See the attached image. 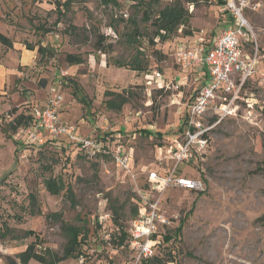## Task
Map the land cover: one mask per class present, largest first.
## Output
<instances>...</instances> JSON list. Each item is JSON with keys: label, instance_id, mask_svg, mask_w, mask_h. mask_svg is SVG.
I'll return each instance as SVG.
<instances>
[{"label": "rangeland", "instance_id": "rangeland-1", "mask_svg": "<svg viewBox=\"0 0 264 264\" xmlns=\"http://www.w3.org/2000/svg\"><path fill=\"white\" fill-rule=\"evenodd\" d=\"M60 1L0 0V31L12 43L47 49L45 54L36 50L30 65L16 64V74L0 86L5 91L0 94V264H22L18 253L34 242L29 230L41 239L34 243L37 254L60 255L67 242L64 222L85 227L88 237L79 257L54 264H130L129 248L107 236L116 226L114 209L126 229L133 208L154 198L172 218L167 232L173 234L182 223L179 239L159 248L158 259L165 264H264V0H248L244 9L252 30L244 49H258L255 75L235 112L207 131V146L179 165L178 174L202 181L204 189L198 191L175 186L157 191L147 173L162 175L174 166L170 149L183 136L173 132L205 81L203 67L184 66L177 49L209 43L224 23L234 22L231 13L216 0H178L189 18L161 40L156 32L166 29H157V13L175 0L149 2L148 17L140 0H117V6L74 0L58 13ZM132 31L139 33L136 42H129ZM99 35L110 44L104 53L95 48ZM8 49L0 44V64H7ZM68 53L83 62L68 64ZM11 56L18 61V54ZM135 58L143 70L132 68ZM53 88L63 96L59 118L66 122L61 123L74 124L81 136L106 130L123 135L132 149L134 179L108 158L79 154L65 137L40 142L26 132L30 123L10 126L16 115L42 106ZM127 89L129 101L119 110L107 106L110 93ZM211 119L206 114L201 122ZM81 126L88 131L79 132ZM49 177L63 182L60 193L46 190ZM66 187L74 202L66 197ZM106 213L110 218L101 222ZM26 264L45 263L30 259Z\"/></svg>", "mask_w": 264, "mask_h": 264}, {"label": "built area", "instance_id": "built-area-1", "mask_svg": "<svg viewBox=\"0 0 264 264\" xmlns=\"http://www.w3.org/2000/svg\"><path fill=\"white\" fill-rule=\"evenodd\" d=\"M224 1L223 7L231 13L234 22L224 23L221 30L205 45L177 49V59L184 66L187 64L205 66L207 74L203 86L188 105L187 128L181 134L183 139L170 149L174 166L162 175L157 170H150L147 173V180L157 191H162L168 186L195 191L204 189L200 179L178 174V167L187 163L194 152H200L207 146V131L223 117L235 112L243 89L256 73L258 49L253 47V52L250 53L243 45V41L250 40L252 34L250 24L244 16V9L249 7V2ZM62 106L63 96L53 88L42 106L32 107L33 119L26 130L32 140L42 142L43 137L53 140L65 137L75 151L86 158H108L117 169L126 175L131 174L132 149L122 141L123 135L117 133L115 138H110L96 131L92 135L81 136L74 124L61 123L59 112ZM206 114H211L212 119L210 122L202 123L201 118ZM131 176L135 178L134 174ZM142 197L144 199L145 195L142 194ZM109 218V214L106 213L101 217V222ZM171 224L172 218L161 209L159 199H144L137 214L132 217L125 229L127 233L125 243L132 254L130 264H142L158 258L159 248L166 244L162 242L161 237L167 233ZM110 235L107 234L108 237Z\"/></svg>", "mask_w": 264, "mask_h": 264}, {"label": "trees", "instance_id": "trees-1", "mask_svg": "<svg viewBox=\"0 0 264 264\" xmlns=\"http://www.w3.org/2000/svg\"><path fill=\"white\" fill-rule=\"evenodd\" d=\"M74 0H63L60 1L58 5H56V10H58V13H63L65 12V9L68 8V5L71 4ZM102 2L106 3V4H112L113 6H117L118 2L117 0H101ZM153 0H140V4H145V8H143L142 10V14L143 17H148L151 14V8H150V4L149 2H151ZM155 1V0H154ZM158 1V0H156ZM192 2H195V0H190ZM217 4L220 6L224 5V0H216ZM141 4V5H142ZM144 6V5H142ZM226 11V9H225ZM227 12V11H226ZM189 18V14L187 13L186 9H184V7L181 5V3L178 0H175L172 3H169L168 5H166L165 7H163L162 9H160L157 13V17L155 19V24L157 26V29L159 27L165 28L166 29V33H159V31L156 32V36H159V38L161 40H165L166 36H168L169 34H172L173 32V28L178 26L179 24L186 22ZM73 28V27H72ZM139 36V33H137V31H132L129 33L128 37H129V42H136V37ZM153 42V41H152ZM0 43L3 44L6 47H10L12 45V41L3 33L0 32ZM110 46V44L105 43V36L104 35H99L96 41V45L95 48L100 50L101 52H105L106 48H108ZM28 48H32V46L27 45ZM138 52V51H137ZM38 53L39 54H45L46 53V49L42 46L38 47ZM66 62L68 64H80L83 62V59L81 56L77 55V54H72V53H68L65 56ZM136 60V58H135ZM133 60L134 65H132L133 69H137V70H143L144 67H142L140 65V61L138 60ZM205 76L207 74V70L205 68V66H202ZM127 93V94H126ZM130 93H132L131 91H129V89L122 91V92H118V93H110L113 94V97L109 100H107V106L111 109L114 110H119L123 104H125L126 102L129 101V96ZM192 101L190 100L188 104H190ZM188 107L187 109L184 111L183 114V118H182V122L179 125V127L176 129V131H174L173 133H176L177 136H180L187 128V123H188V113H187ZM33 119V115L32 113L28 114L27 116L24 114H18L14 117L13 121H11L10 126L12 128H17L20 125H27L29 124ZM118 131H103V135L105 136H109L110 138H115L116 134ZM139 133H143L150 135L151 131H148L147 129H140ZM156 135L158 137H162V132L161 131H157ZM53 140V139H51ZM179 167H178V171H179ZM45 188L46 190H48L50 193L53 194H57L60 193L63 189H64V184L62 181H60L59 179H57L56 177H49L47 179H45ZM65 195L68 199H70L71 202H74V194L73 191L69 188L66 187L65 189ZM30 197L33 201V195L30 194ZM138 208L135 206L133 208V215L135 216L137 214ZM114 213L117 214L115 215V218L113 220V222L116 224L115 229H113V231L111 232V235L113 236L116 244L118 246H124L126 248H128L127 244L125 243V240L127 238V233L124 229V226L118 222L119 219V215H118V211L117 208L114 209ZM53 216L59 217L60 213H52ZM181 220L179 225H177L174 228V233L170 234L169 232H167L165 235H163L162 238V242H167L168 240L172 239L177 241L179 239V235L181 232ZM62 228L63 230L66 232L67 234V242L66 245L63 249V252L58 255L55 253H51L50 255V259L46 258L44 255H39L36 253V251H34V243L36 242H40V237L39 235L33 231V230H29L28 233L30 235H32V237H34V242L29 244L25 250L21 251L20 253H18L17 257L20 260V262L22 264H26L30 259H36L42 263L45 264H54L56 262H60L66 258L69 257H79L81 254V247L83 245L84 242H86L87 239V231L85 229V227L83 228V226H77V225H72V224H66L65 222L62 224ZM8 230V229H7ZM118 231V233H117ZM3 235H5L3 233ZM172 260L174 259L175 254L172 253ZM175 260V259H174ZM173 260V261H174ZM142 264H165L164 261L159 260L157 257L148 260L147 262H144Z\"/></svg>", "mask_w": 264, "mask_h": 264}, {"label": "crops", "instance_id": "crops-1", "mask_svg": "<svg viewBox=\"0 0 264 264\" xmlns=\"http://www.w3.org/2000/svg\"><path fill=\"white\" fill-rule=\"evenodd\" d=\"M12 44L13 45L8 47L9 49H8L7 54H9L10 57L8 58V61H6L7 64H5V63L0 64V86L3 85L6 80L8 81L10 78H12L13 74H16V70L14 68L16 64L30 65L34 61V59L36 58V55L34 54V52L37 50V53H38V47L41 46V45H39L37 47V49L35 50V47L32 45H30V46H32V48H28L27 47L28 44H24V46L21 45L20 43H12ZM1 45H3V44H1ZM11 52L14 54H18V57L16 56V58H18V61L15 62V57L11 56V54H12ZM28 53L30 55H28ZM3 93H5V91L3 89H0V94H3ZM63 108H64V106L62 107L61 111L63 110ZM61 111H60V116H62ZM30 113H32V108L28 113H25L24 115L27 116ZM62 122H66V121L62 120ZM78 129H79V132H82V133H85L88 131V128H85L82 126H81V129L80 128H78ZM101 134H103V133H101Z\"/></svg>", "mask_w": 264, "mask_h": 264}]
</instances>
